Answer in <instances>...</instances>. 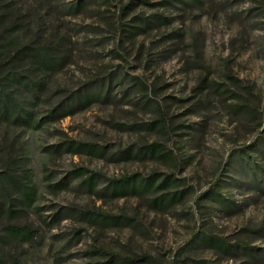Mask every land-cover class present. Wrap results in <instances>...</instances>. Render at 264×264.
Returning <instances> with one entry per match:
<instances>
[{"label":"rangeland","instance_id":"rangeland-1","mask_svg":"<svg viewBox=\"0 0 264 264\" xmlns=\"http://www.w3.org/2000/svg\"><path fill=\"white\" fill-rule=\"evenodd\" d=\"M0 38V264H264V0H0Z\"/></svg>","mask_w":264,"mask_h":264},{"label":"trees","instance_id":"trees-1","mask_svg":"<svg viewBox=\"0 0 264 264\" xmlns=\"http://www.w3.org/2000/svg\"><path fill=\"white\" fill-rule=\"evenodd\" d=\"M4 44V49L7 48V45L9 46V44L12 45V42L3 38H0V44ZM10 45V46H11ZM9 46V47H10ZM1 52V51H0ZM4 58L3 55L0 54V95L3 94L4 91V86L8 83L7 81H10V78L8 76V71L6 70V63H4ZM15 57L11 58V60H13ZM10 74V71H9ZM14 80V78H11ZM92 97L91 96H79L75 101H73V103H77V105L79 104V100L82 99L83 102H88ZM12 102V103H11ZM23 108H22V104L16 99V98H12L8 101V99H0V117H3L5 115H10L11 113H17V118L19 117V115L22 114ZM55 111H51L50 114L51 116L55 115ZM86 185H88L89 187H91L92 184V177H88L87 179H85L84 181ZM166 182V181H164ZM111 186L113 187L114 192H139V193H143L145 191L150 190V187L152 186V180L148 179V180H139V179H134L132 177L129 178H122L118 181H115L113 183H111ZM23 194L22 195H26L25 190H23ZM0 209H1V204H0ZM8 212L10 211V209H7ZM12 232L14 234L17 235H24V232L21 229H17V228H12ZM114 258V257H113ZM113 261V259H112Z\"/></svg>","mask_w":264,"mask_h":264}]
</instances>
